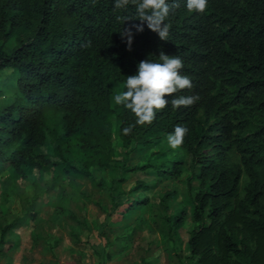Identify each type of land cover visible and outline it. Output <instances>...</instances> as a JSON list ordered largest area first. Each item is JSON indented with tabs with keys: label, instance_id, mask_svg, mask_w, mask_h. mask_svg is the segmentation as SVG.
<instances>
[{
	"label": "trees",
	"instance_id": "1",
	"mask_svg": "<svg viewBox=\"0 0 264 264\" xmlns=\"http://www.w3.org/2000/svg\"><path fill=\"white\" fill-rule=\"evenodd\" d=\"M178 2L166 21L171 25L167 41L145 22L142 33L133 29L128 51L120 31L141 21L123 23L116 17L134 18L132 5L115 9L114 0H0V73L9 69L16 75L9 77L15 82L5 87L11 95L0 108V171L8 168L10 176L30 179L38 188L36 171L55 168L95 183L92 168L117 166L122 173L111 186L115 214L123 206L125 172L157 170L152 161L162 159L154 154L143 165L124 166L117 161L116 132L125 144L134 139L148 147L176 125L186 126L180 147L191 157L186 187L195 191L196 223L186 244L188 257L192 264H264V0H208L203 14L189 12L186 0ZM161 50L183 60L181 73L193 84L165 99H199L179 109L168 104L156 110L151 124L136 125L124 135L122 129L135 124L136 117L113 104V90L120 85L127 91L126 76L137 72L140 61L158 60ZM161 163L158 175L180 174L179 160ZM160 181H140L133 190H149ZM149 202L145 196L127 198L124 210ZM184 223L183 215L172 219L177 228ZM8 229L3 227L2 237ZM72 235L75 244H88L76 231ZM95 248L103 264L104 250Z\"/></svg>",
	"mask_w": 264,
	"mask_h": 264
},
{
	"label": "rangeland",
	"instance_id": "2",
	"mask_svg": "<svg viewBox=\"0 0 264 264\" xmlns=\"http://www.w3.org/2000/svg\"><path fill=\"white\" fill-rule=\"evenodd\" d=\"M8 45L10 50L12 44ZM15 76L9 69L0 73V108L5 105L6 96L11 95L5 92V87L15 82ZM9 77L13 80L9 81ZM121 91L119 85L113 95ZM49 125L52 127L53 121ZM166 137L148 147L143 144L140 147L134 139L125 144L116 132L117 161L124 166L143 165L156 154L155 157L166 159V164L169 159H177L182 167L176 177L161 176L157 170L164 166L162 159H154L157 170L125 172L121 186L125 193L120 196L123 206L115 214L111 213V186L113 179L122 173L117 166L92 168L95 183L91 178L66 176L55 168L50 172L36 171L39 189L30 179L23 180L19 175L15 179L8 168H3L0 171V264H99L101 258L95 247L104 250L103 264H192L186 245L196 225L192 209L195 191L190 192L186 187L191 176V157L180 146L170 148ZM168 164L171 166L172 162ZM55 175L57 181L52 183ZM156 179L160 183L149 190H133L140 181L152 184ZM70 180L75 183L69 184ZM101 180L100 185L97 182ZM50 183L51 188L45 190ZM39 191L40 197L34 200ZM140 196L148 197L149 204L126 212L127 198ZM181 215L185 223L177 228L172 219ZM167 217H171L170 223ZM6 226H9L8 232L2 237ZM75 231L81 241H88L87 245L75 244L76 238L72 235Z\"/></svg>",
	"mask_w": 264,
	"mask_h": 264
},
{
	"label": "clouds",
	"instance_id": "3",
	"mask_svg": "<svg viewBox=\"0 0 264 264\" xmlns=\"http://www.w3.org/2000/svg\"><path fill=\"white\" fill-rule=\"evenodd\" d=\"M207 4L208 0H186L189 12L203 14ZM129 5L135 7L134 18L116 17L123 23L129 19L141 21L140 24H132L131 27L120 31L121 39L127 44L128 51L132 50L133 29L136 33H142L145 22L161 40H168L171 25L166 21L180 7L178 0H114L115 9H123ZM183 67V60L178 55H167L161 50L158 60L150 58L142 60L138 63L137 72L126 76L127 91L114 93L112 97L115 104L123 105L136 117L135 124L122 129L124 135H129L136 125L151 124L156 116V110L163 109L168 104L173 109H179L181 106L189 107L199 99L198 96L185 95H174L171 101L165 99L166 95H173L193 87L191 78L181 73ZM188 131L186 126L176 125L174 131L166 137L169 147L176 149L181 146Z\"/></svg>",
	"mask_w": 264,
	"mask_h": 264
}]
</instances>
